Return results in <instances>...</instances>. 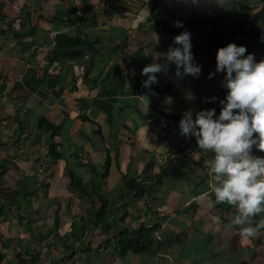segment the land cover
<instances>
[{
	"label": "crops",
	"instance_id": "obj_1",
	"mask_svg": "<svg viewBox=\"0 0 264 264\" xmlns=\"http://www.w3.org/2000/svg\"><path fill=\"white\" fill-rule=\"evenodd\" d=\"M168 5H174L169 15ZM263 7L264 0H232L225 7L216 0H0V264H263L264 228L251 239L240 237L239 226L232 224L236 209L215 201L204 166L212 153L201 152L196 138L179 129L187 110L193 118L205 109L219 114L227 89L210 60L216 54L206 64L193 61L201 67L198 77L176 78L175 65L169 66L174 97L155 95V84L139 92L131 79H147L144 67L131 59L136 50L163 64L157 53L179 46L173 43L178 34L163 32L159 16L214 17L219 37L211 33L210 21L183 30L190 32L191 43L210 46L216 38L245 39L244 28L234 33L235 26ZM255 29L263 36L250 40L248 51L259 62L264 14ZM57 34L89 43L74 45L71 52L81 54L70 60L48 63ZM192 53L195 59L200 55ZM157 76L159 81L163 73ZM101 92L115 96L109 117L93 105ZM49 124L58 127L53 141L60 158L48 154ZM107 151L111 163L100 186L107 205L94 225L88 217L100 201L91 190L90 165L99 169ZM252 155L264 157V151L253 146ZM70 169L88 196L71 191ZM159 172V182L147 180L139 199L127 193L124 176ZM140 224L154 227L151 249L119 255V231ZM39 229L49 237L41 257L29 242Z\"/></svg>",
	"mask_w": 264,
	"mask_h": 264
},
{
	"label": "clouds",
	"instance_id": "obj_2",
	"mask_svg": "<svg viewBox=\"0 0 264 264\" xmlns=\"http://www.w3.org/2000/svg\"><path fill=\"white\" fill-rule=\"evenodd\" d=\"M216 3L225 7L232 0ZM175 26L183 25L177 21ZM173 43L179 46H170L165 53L156 55L163 56L165 63L154 61L142 69L141 74L147 77L144 87L157 84V74L167 75L171 64L175 65L176 78L201 74L200 65L193 62L190 32L176 35ZM246 52V47L232 42L217 49L216 72L225 74L222 87L227 89L220 100V113L217 116L215 108L205 109L197 111L193 118V111L187 110L179 129L182 136L196 138L201 152L212 153L204 166L211 177L215 201L236 209L232 224L239 226L241 238L251 239L264 228V219L252 224L254 217L264 213V157L252 155L253 146L264 151V59L256 62L253 54L245 55ZM213 75L210 73L209 78ZM165 103L170 105L172 97H166Z\"/></svg>",
	"mask_w": 264,
	"mask_h": 264
},
{
	"label": "trees",
	"instance_id": "obj_3",
	"mask_svg": "<svg viewBox=\"0 0 264 264\" xmlns=\"http://www.w3.org/2000/svg\"><path fill=\"white\" fill-rule=\"evenodd\" d=\"M152 11H154V9ZM263 14H264V7L258 10L257 12L245 14V17H242L238 21L239 24L235 26L234 33H237L241 31L242 28H244V31L247 34L245 39H241L240 42H235L237 45H242L246 47L247 52L245 53V55L250 54L248 51V45L250 43V40L257 39L256 41H259V39L262 38L263 36V34L260 31L255 29L257 21L260 19V17ZM154 15L156 16L157 14ZM152 16H149L148 18L151 19ZM158 19L162 23V30L165 33L179 34L183 30L191 28L196 24L206 23L207 21H210L212 26L211 33L215 37H219L222 35V32L216 29L215 20L214 17L212 16L197 14V15H187L186 19H182L179 17V14L176 13L174 16L171 17L170 21L166 18H161L160 16ZM177 21L181 22L183 26L176 27L175 22ZM84 43H89V42L82 40L78 36L57 34L55 38V46L53 50L50 52L49 56H47V62L52 63L55 60L72 59V57H74L78 53L81 54V51L71 52L72 47L74 45L84 44ZM210 46H217L218 48L223 47L224 42L220 38H216L210 43ZM215 58L216 56L212 57L211 59L212 63H216ZM131 59L135 64H138L141 67H145L146 65L151 63V61L143 55L141 49L136 50L131 55ZM222 74L223 76L225 75L224 73ZM131 79L132 81L138 84L139 92L145 90L146 87L143 86V83L141 81L136 80L135 78H131ZM151 90L155 95L168 94L174 97L176 93V88L175 85L171 82L170 73L168 72L167 75L163 74L162 78L159 80L157 84H155L152 87ZM114 101H115V96H110L108 93L104 94L103 92H101L94 99L93 105L96 106L97 108H101L105 110L107 112V117H109L110 109ZM217 112L220 113L219 107L217 108ZM84 117L85 116H83V118ZM48 128H52V132L48 136L49 137L48 154L55 159L60 158L61 152L59 151L58 148L59 144L53 141V137L55 133L58 131V127L49 124ZM97 131H100V128H98ZM110 163H111V156L107 151L103 163L100 165L99 169H97L95 165H90V168L94 172V176H95V180L91 182V190L93 193H96L97 198L100 201V205L97 208V210L95 212L89 213L91 216L88 217V220L93 222L94 225L98 224V221L96 219H99L103 216V213L105 212V208L107 205V199L104 197L100 186L103 179L109 173ZM160 177H161V172L153 174L151 176H146V178L141 177L137 179V177H132V176L130 177L124 176L123 178L127 188V193L131 194L132 197L136 200L139 199L144 194L146 190L147 180L158 183ZM69 178H70L69 187L71 191H75L76 193H78V196H80L81 198L89 195V192L82 184L80 177L72 169L69 170ZM261 219H264V216H256L253 218L252 223L256 225ZM153 229H154L153 226L146 227L144 224H140L135 229L132 230L123 229L119 231V233L116 236L117 238L116 243L118 245L119 255H124L128 251L138 253V252L150 250L154 242V238L152 236ZM1 259H2V254H0V261Z\"/></svg>",
	"mask_w": 264,
	"mask_h": 264
},
{
	"label": "rangeland",
	"instance_id": "obj_4",
	"mask_svg": "<svg viewBox=\"0 0 264 264\" xmlns=\"http://www.w3.org/2000/svg\"><path fill=\"white\" fill-rule=\"evenodd\" d=\"M171 6H174V5H168L165 9L167 10V14L169 15V14H172V11H174V9H172V7ZM188 7H189V5H188ZM188 7H186V9L185 10H187V11H192L191 9H189ZM187 15H189L188 13H186ZM191 14V13H190ZM240 41V40H239ZM229 42H231V41H224V46H226ZM236 42H238V41H236ZM208 42H206V41H202V40H200L197 44H196V42H194V43H191L192 44V48H191V51L192 52H198V54H200L199 56H197L196 57V59L194 58V60H198V62L199 63H203V64H206L207 62H209V58H211L212 56H210L211 55V53L213 52L214 54H216L217 53V50H216V48H211L210 46H207L206 44H207ZM170 44H172V43H170ZM205 52V53H204ZM211 60V59H210ZM47 187L48 186H46V187H44L45 189H47ZM33 198H35L36 196H32ZM38 227H40V225L38 226ZM39 233H37V234H33V239L32 240H29V242L30 243H32V245H33V249H34V251L37 249V250H41V252H39V256L41 257V255L43 254L42 253V251L43 252H45L46 251V249H45V242H46V240H47V238L49 239V237H48V234H47V232H43V230H41L40 231V229H39V231H38ZM37 236H39V237H37ZM37 238V239H36ZM57 240V239H56ZM56 242H58V246H59V249L58 248H55L56 250H57V252H59L60 250H61V247H62V245H60L61 244V241L58 239V241H56ZM263 256H264V253H263ZM264 258V257H263ZM264 264V263H263Z\"/></svg>",
	"mask_w": 264,
	"mask_h": 264
},
{
	"label": "built area",
	"instance_id": "obj_5",
	"mask_svg": "<svg viewBox=\"0 0 264 264\" xmlns=\"http://www.w3.org/2000/svg\"><path fill=\"white\" fill-rule=\"evenodd\" d=\"M71 1H72V0H71ZM75 12H76V14H78V15L82 13L81 5L76 4V6H75ZM157 264H169V263L162 262V263H157Z\"/></svg>",
	"mask_w": 264,
	"mask_h": 264
}]
</instances>
